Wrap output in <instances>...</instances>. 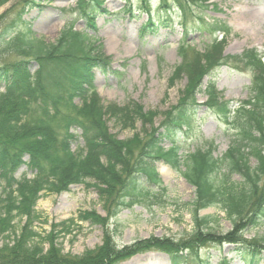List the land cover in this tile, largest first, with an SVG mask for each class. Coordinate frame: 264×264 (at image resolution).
Masks as SVG:
<instances>
[{
  "label": "trees",
  "instance_id": "trees-1",
  "mask_svg": "<svg viewBox=\"0 0 264 264\" xmlns=\"http://www.w3.org/2000/svg\"><path fill=\"white\" fill-rule=\"evenodd\" d=\"M10 1L0 0V8ZM148 1H142L146 10ZM161 1L167 9L168 3L176 6L186 31H229L203 19L210 0ZM95 3L101 5L100 0ZM153 27L150 21L143 32ZM0 55L10 58L0 64L4 88L0 90V264H120L150 251L167 254L171 264H211L200 248L225 244L235 247L244 264L262 261L264 234L246 236L249 229H264V63L255 50L231 58L223 55L222 44L215 43L204 54L193 48L181 53L182 63L168 86L184 77L188 84L180 105L166 113L163 131L154 126L158 111H145L135 101L107 102L98 95L94 71H105L111 59L101 44L72 26L67 25L55 43L17 31L15 25L6 26L0 33ZM230 61L251 69L254 79L250 97L235 112L228 102L220 103L210 95V105L229 126V148L216 157L215 142L208 140L205 149L185 161L178 154L179 136L183 127H191V109L202 77ZM32 62L38 64L35 72L29 69ZM110 121L120 131H136L138 124L141 129L122 140L111 132ZM164 143L172 145L165 150ZM153 160H163L176 171L184 167L181 174L196 190L190 210L194 229L181 239L151 236L119 246L114 240L119 226L114 232L107 230L112 218L135 205L152 212L168 203L167 188ZM22 166L33 176L17 177ZM79 184L96 190L107 216L95 209L79 210L66 220L49 223V217L37 209L39 200ZM209 208L225 215L232 226L229 232L216 231L221 216H200ZM81 223L103 227L102 244L82 255L64 253V240L69 236L75 240ZM220 264L230 263L224 259Z\"/></svg>",
  "mask_w": 264,
  "mask_h": 264
},
{
  "label": "rangeland",
  "instance_id": "rangeland-1",
  "mask_svg": "<svg viewBox=\"0 0 264 264\" xmlns=\"http://www.w3.org/2000/svg\"><path fill=\"white\" fill-rule=\"evenodd\" d=\"M102 6L97 7L92 0H46L39 5H32L31 0H11L0 8V33L9 25H15L17 31L32 33L36 38L47 43H55L67 24L75 30L86 31L103 44V51L110 56L111 63L105 71L102 68L94 71L93 85L101 98L107 102L125 104L131 100L141 103L146 110L154 109L161 112L177 105L181 97L180 91L187 86V78L180 80L174 88L168 90V80L174 68L182 61L181 45L184 36L188 43L197 50L204 52L216 38L222 39L220 32L211 34L209 29L200 31L192 29L189 34L183 33L179 25V13L175 5L171 9H161V0H151V12L156 30H148L143 36L142 27L147 23L149 15L141 9L142 0H101ZM86 2H90L86 4ZM217 9L203 13L207 22L220 21L229 29L225 55L242 56L245 50L255 48L264 57V0H213ZM81 3L86 5L82 6ZM88 14L95 17L94 27L88 20ZM17 23V25H16ZM118 47L115 52L107 51L110 47ZM10 55V54H5ZM12 56V55H11ZM15 60L14 56H12ZM10 58L0 55V64ZM18 60V59H16ZM38 64L29 65L35 72ZM253 80L251 70L220 67L209 73L204 79V86L212 81L224 99L233 101L231 108H238L240 100L248 98ZM203 89V87H202ZM0 90L4 91L0 85ZM206 94L197 96V105L193 111L192 129L180 136L183 149L180 154H189L197 148H203L204 139H212L218 145L215 155L220 156L229 144L230 130L220 116L205 103ZM162 121L158 117L156 125ZM110 130L119 139L133 136L141 129L120 131L113 121ZM79 134V131H77ZM80 140V139H79ZM78 140V141H79ZM77 143L73 148H77ZM79 145L83 146L82 141ZM168 147V144H165ZM254 164L255 161L253 160ZM154 167L161 174L165 187L168 189L167 205L154 208L149 212L140 205L124 209L116 219L111 220L110 230L119 226L115 240L119 245L133 243L137 239L150 236L181 239L192 233L194 229L191 205L195 201V188L184 177L164 161L154 160ZM162 171V172H161ZM17 177L33 173L27 166H22L16 173ZM235 180L238 177H233ZM89 181V180H88ZM37 209L49 217L50 222H58L74 215L79 210L96 209L106 215L99 203L94 188L85 184L73 185L70 191L61 194H46L38 202ZM224 216L216 208L200 213L204 215ZM48 225L45 229H48ZM82 231L75 240L70 236L64 240V253L82 254L87 249H94L102 242L104 229L81 224ZM216 231L226 233L231 229L230 223L223 219L216 225ZM258 229H249L247 236H254ZM264 234L263 230H260ZM211 264H219L227 258L230 264H243L233 247L207 246L201 250ZM121 264H170L168 257L161 252H150L138 255ZM264 264V258L261 262Z\"/></svg>",
  "mask_w": 264,
  "mask_h": 264
},
{
  "label": "bare ground",
  "instance_id": "bare-ground-1",
  "mask_svg": "<svg viewBox=\"0 0 264 264\" xmlns=\"http://www.w3.org/2000/svg\"><path fill=\"white\" fill-rule=\"evenodd\" d=\"M118 47H110V48H108L107 49V51L109 52V53H113V52H115L116 51V49H117ZM162 172V171H161Z\"/></svg>",
  "mask_w": 264,
  "mask_h": 264
}]
</instances>
